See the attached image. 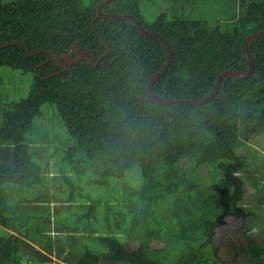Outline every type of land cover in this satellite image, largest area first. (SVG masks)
Listing matches in <instances>:
<instances>
[{
	"label": "trees",
	"instance_id": "trees-1",
	"mask_svg": "<svg viewBox=\"0 0 264 264\" xmlns=\"http://www.w3.org/2000/svg\"><path fill=\"white\" fill-rule=\"evenodd\" d=\"M104 1L0 0V45L23 41L33 52L64 55L79 40L81 47L90 46L98 56L106 53L102 40L111 47V54L97 69L82 62L65 72L49 53L30 56L22 44L0 48V70H36L37 78L28 98L7 108L3 107L7 97L0 94L5 113L0 128V226L21 237L31 232L33 217L22 219L6 186L13 185L26 202L42 199L40 195L25 197V193L42 182L46 170L35 161L42 152H31V146L48 142L46 137L35 141L34 135L35 120L49 104L56 107L72 137L66 160L73 162L77 173L90 169L89 184L112 193L121 189L137 202L126 228L131 242H138L136 249L108 234L96 236L105 248L96 253L84 236L76 254L78 242H70L65 256V248H57L59 264H233L220 256L217 245L216 230L228 216L247 222L255 216V220L242 225L243 240H228L227 256H245L254 264H264V178L249 171V157L240 154L254 138L264 137V36L248 43L254 63L249 78L224 77L220 91L206 104L157 103L147 99L146 87L151 75L166 64V47L159 39L142 35L131 20L99 18L92 25ZM143 1L114 0L103 11L133 16L170 46L172 62L153 84L156 95L199 101L212 92L222 72L248 70L241 45L250 35L264 31V0H239L245 7L238 11L241 14L214 9L208 18H188L170 8L171 15L162 14L152 22L141 10ZM172 1L181 7L185 1L205 2ZM229 1L222 0L221 6ZM213 14L226 19L227 26L218 22L211 27V20H216ZM40 157L45 160L44 155ZM81 160L86 165L77 169L76 162ZM138 166L141 180L129 183L126 176ZM203 171L213 173L207 177ZM247 183L258 194L251 208L244 203ZM78 189L74 185L71 192ZM109 198L102 196L91 203L86 216L92 217L95 208L105 205L107 230L122 231L118 222L122 213L103 204ZM41 208L40 204L30 206V212ZM49 236L45 229L40 231V240L35 241L42 249L24 245L29 249L25 255L38 264H52L45 253H53L51 240L43 241ZM8 237V245L15 241L14 250L22 248L18 244L22 238L11 233ZM155 241L164 246H154ZM14 250L5 258L0 250V264H21Z\"/></svg>",
	"mask_w": 264,
	"mask_h": 264
},
{
	"label": "rangeland",
	"instance_id": "rangeland-1",
	"mask_svg": "<svg viewBox=\"0 0 264 264\" xmlns=\"http://www.w3.org/2000/svg\"><path fill=\"white\" fill-rule=\"evenodd\" d=\"M3 1L8 3L14 0ZM221 2L222 0H205L203 3H198L197 1L186 3L185 1L181 7V4L174 6L172 0H144L141 4V10L146 19L150 22L154 21L162 14L171 15L170 8L188 18H202L201 15L205 16L211 14V10L217 8ZM230 7L236 8L237 10L245 8L240 5L239 0H231ZM244 13L245 12H243V14ZM215 21L217 20H211V27L216 26ZM35 75L36 70L34 72L25 73L23 70H14L10 67L1 68L0 94L3 93L7 97L4 99V108H7L8 105L13 102H18L22 99L28 98L29 94L33 90L35 79H37L35 78ZM49 108H53L55 112L51 113L48 110ZM41 110L43 115L35 120V141L42 140L46 137L48 142L35 143L31 146V152H35L40 149L42 152L41 155L45 156V160H43L40 157L41 155H39L35 157V161L41 164L46 170L44 171L42 182L35 185L33 188L27 189L25 197L33 199L40 195L42 199L38 200L37 203L26 202L19 194L14 192L18 189L14 188L13 185L6 186L7 192L11 194V203L16 207V209H21L22 219L33 217L31 220H33L34 223H29V229L31 232L27 235L23 234L26 235V237L20 236V238H22V242H18V244L21 243L23 246L22 248L18 246L16 250L13 248L15 245L14 239L10 242L11 245H8L6 242L9 240V233L18 237V232L13 233L9 231V229H5L0 226V250L3 251V257L5 258L11 250H14V252H16L14 258H19L21 260V264H38L39 261H32L31 255L30 257L25 255L29 249L24 247V245H30L36 249H42L38 246L35 240H40V231L43 229H45L47 234L50 235L49 237L44 238L43 241L48 242L51 240L53 253L52 255L48 252L45 253L51 256L53 260L52 264H59V262L62 263L61 259L58 258L56 252L57 248H65V256L66 253L71 250L70 242H78L74 248L76 254L79 250L80 241L84 236V239L88 241V244L93 247L90 250L96 251V253H100L103 249H105L99 243L96 236L108 234L119 237L122 242H126V244L132 249H136L138 242H131L126 233V228L130 225L132 218V207L137 203L135 198H132L129 195L126 196L121 189L112 193L107 190L106 187L89 184L88 181L93 176V172L90 169L83 175H79L74 169L73 162L66 160L67 152L69 151L71 145H73V142L71 141L72 137L69 135L67 129L59 119L56 107L46 104ZM4 117L5 113L2 107H0V128L3 125ZM56 150H58L59 153H57ZM240 154L247 155L249 157V166L247 169L252 173H256L259 177L260 175H263L264 178V137L254 138L244 149L240 151ZM183 163L185 164V162ZM82 165H86V163L82 160L76 162L77 169H80ZM212 173L213 172L206 173V171H203V174L207 177H210ZM140 174V167H135L126 176L127 181L129 183L139 182L137 179L141 180ZM74 185H78L79 189L75 192H71V188ZM102 196L110 197L108 200H103V204L107 202L112 207L113 212L122 213V217L119 218L118 221L121 222L120 226L122 231L107 230L108 225L104 221L105 205L95 208L94 215L92 217L89 218L86 216L90 204L95 200L100 199ZM257 196L258 194L255 189L247 183V194L244 202L245 206H249V208H251V200L257 199ZM38 204H40L42 208L39 211L30 212V206ZM253 208H255V206ZM260 213H262V211H260L259 214ZM252 220H255V216H253L251 220L249 219L248 222L247 220L243 221L241 219L228 216L225 219L224 226L217 228V245L221 247L220 256L222 258H229L233 264H254L248 259V257L245 256L232 258L227 256L228 240H232L233 242L236 240V243L243 240L241 227L243 224L249 223ZM110 221L112 226L115 228V218L113 215H110ZM258 227L259 234L261 235L263 231L262 226L258 225ZM153 245L156 247L164 246L162 241H155ZM102 263L109 264L106 261H103ZM3 264L10 263L5 261Z\"/></svg>",
	"mask_w": 264,
	"mask_h": 264
},
{
	"label": "water",
	"instance_id": "water-1",
	"mask_svg": "<svg viewBox=\"0 0 264 264\" xmlns=\"http://www.w3.org/2000/svg\"><path fill=\"white\" fill-rule=\"evenodd\" d=\"M113 0H108L104 3H102L100 6H99V9H98V16L97 18H105V19H125V20H131L134 22L135 26L137 27V29L139 30V32L142 34V35H147V36H150V37H154V38H157L159 39L163 44L164 46L166 47L167 49V52H168V55H167V59H166V64L165 66L160 69L158 72L154 73L151 75L150 77V81L146 87V91H147V99L148 100H152L154 102H157V103H164V104H186V105H201V104H206L208 102H210L219 92L220 90V86H221V83H222V79L226 76H235V77H240V78H249L253 71H254V63H253V60L252 58L250 57L249 53H248V43L250 42H255L257 41L259 38L263 37L264 36V31L260 32V33H257V34H253V35H250L249 37H247L243 44L241 45V48H242V51L248 61V70L246 72H241V71H238V70H226L224 72H222L219 76H218V79H217V82L214 86V89L213 91L204 99L202 100H199V101H193V100H172V99H166V98H162L158 95H156L153 91V84L164 74L167 72V70L170 68V65H171V62H172V58H173V54H172V50L170 48V46L168 45V43L159 35H157L156 33H153L151 31H148L146 29H144L142 27V25L139 23V21L134 18L133 16H120V15H113V14H107V15H102L103 12H102V9L104 7L105 4L107 3H110L112 2ZM94 22V20H93ZM96 32H97V29H95ZM103 43H106L104 40H102ZM18 44H22L26 47V50L28 52V54L30 56H36V55H41L42 53H50L53 57V59L55 61H58L59 63L62 62L63 59L66 60V62H69L71 64H76L78 61H81L82 58H81V55H78L79 59L78 60H73L71 58V56L69 54H65V55H58L57 53L53 52V51H31L28 44L26 42H14V43H11V44H5V45H0V48L3 49V48H6V47H9V46H16ZM108 44V43H106ZM81 51V50H80ZM88 53V52H87ZM91 53V55L93 57L97 56L95 55L94 52H89ZM110 53V49H108V52L106 54H103V57L106 56L107 54ZM102 57V58H103ZM102 58H97L96 59L98 61H100ZM90 66H93L90 64ZM94 68V66H93Z\"/></svg>",
	"mask_w": 264,
	"mask_h": 264
},
{
	"label": "flooded vegetation",
	"instance_id": "flooded-vegetation-1",
	"mask_svg": "<svg viewBox=\"0 0 264 264\" xmlns=\"http://www.w3.org/2000/svg\"><path fill=\"white\" fill-rule=\"evenodd\" d=\"M106 1H108V0H106ZM106 1H104V2H106ZM114 1V0H113ZM104 2H101L100 4H99V6L102 4V3H104ZM98 6V7H99ZM104 8V7H103ZM102 12H103V14L102 15H107V14H113V15H118V14H114V13H109V12H104L103 11V9H102ZM99 13H97V16L96 17H94V18H92V25H93V20H94V22H95V20L96 19H99V18H97L98 16H100V15H98ZM120 16H125V15H120ZM103 19H105V18H103ZM119 20H125V19H119ZM97 33V32H96ZM78 41L79 40H75V42L73 43V45L67 50V52H66V54H69L70 56H71V58L73 59V60H78L79 59V57H78V55H81V58H82V60L81 61H78L76 64H71V63H69V62H66V60L65 59H63L62 60V63H63V65L64 66H68V70H69V67L71 66H77V65H79L80 63H82V62H84V63H86V64H88V66H90V64L91 65H93L94 66V68H93V66H90V67H92L93 69H97L98 68V66L100 65V64H102V63H104L105 62V58H107L110 54H111V47H110V45L109 44H106L105 43V45H106V53L108 52V49H110V53L109 54H107L106 56H104L103 57V55H101V56H95V57H93L92 55H91V53H89V52H94V50L90 47V46H86V47H81L80 45H79V43H78ZM81 50V51H80ZM88 52V53H87ZM95 53V52H94ZM105 53V54H106ZM65 55V54H64ZM96 55V54H95ZM96 57L99 59V58H102L100 61H98L97 59H96ZM67 70V71H68Z\"/></svg>",
	"mask_w": 264,
	"mask_h": 264
},
{
	"label": "crops",
	"instance_id": "crops-1",
	"mask_svg": "<svg viewBox=\"0 0 264 264\" xmlns=\"http://www.w3.org/2000/svg\"><path fill=\"white\" fill-rule=\"evenodd\" d=\"M191 1H195V0H191ZM230 3H231V0L229 1V3L228 4H226V7H222L221 5V3L218 5V7L217 8H214V9H216L217 11H219V12H221V13H226V14H230L231 12H236L235 14H240L241 12H238V11H240V9L239 10H237L236 8H231L230 7ZM214 9H212V10H214ZM212 10H211V12H212ZM200 15V14H199ZM214 15V19H216L217 21H215V23H218V22H222L223 24H224V26H227L226 25V22H225V20L226 19H224L222 16H220V15H216V14H213ZM203 16V15H202ZM208 18L209 17V15H205V16H203V18ZM18 237H20V235L18 236Z\"/></svg>",
	"mask_w": 264,
	"mask_h": 264
},
{
	"label": "clouds",
	"instance_id": "clouds-1",
	"mask_svg": "<svg viewBox=\"0 0 264 264\" xmlns=\"http://www.w3.org/2000/svg\"><path fill=\"white\" fill-rule=\"evenodd\" d=\"M106 5V4H105ZM104 5V6H105ZM99 9V8H98ZM93 24H94V22H93ZM96 29V28H95ZM96 31V30H95ZM262 32V31H261ZM260 33V32H259ZM97 34H98V31H97ZM102 40V39H101ZM105 44V43H104ZM109 44V43H108ZM54 52V51H53ZM95 52V51H94ZM50 54V53H49ZM96 54V53H95ZM58 62V61H57ZM59 63V62H58ZM60 65H61V67H63V69H64V72L65 71H67L68 70V66H64L63 65V63L61 62V63H59ZM222 84V83H221ZM221 87V86H220ZM214 89V88H213ZM213 91V90H212ZM220 91V90H219Z\"/></svg>",
	"mask_w": 264,
	"mask_h": 264
}]
</instances>
